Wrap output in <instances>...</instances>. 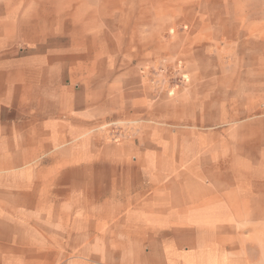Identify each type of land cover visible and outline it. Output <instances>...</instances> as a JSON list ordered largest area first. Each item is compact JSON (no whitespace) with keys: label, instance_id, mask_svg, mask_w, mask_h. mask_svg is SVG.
Segmentation results:
<instances>
[{"label":"crops","instance_id":"0c3cea01","mask_svg":"<svg viewBox=\"0 0 264 264\" xmlns=\"http://www.w3.org/2000/svg\"><path fill=\"white\" fill-rule=\"evenodd\" d=\"M142 5L0 0V264H264V111L147 117Z\"/></svg>","mask_w":264,"mask_h":264},{"label":"rangeland","instance_id":"374dc122","mask_svg":"<svg viewBox=\"0 0 264 264\" xmlns=\"http://www.w3.org/2000/svg\"><path fill=\"white\" fill-rule=\"evenodd\" d=\"M133 1L143 4V22L125 28L114 47L130 53L141 72L147 117L155 104L164 125L181 127L187 114L196 119L204 112L212 126L223 111L229 126L251 107L264 111V0ZM139 126L131 121L100 129ZM116 134L103 133V139L117 142Z\"/></svg>","mask_w":264,"mask_h":264}]
</instances>
